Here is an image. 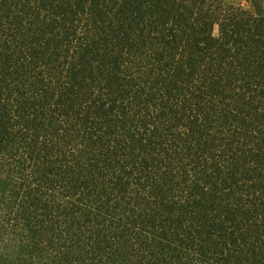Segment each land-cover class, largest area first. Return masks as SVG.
I'll list each match as a JSON object with an SVG mask.
<instances>
[{
	"label": "trees",
	"instance_id": "1",
	"mask_svg": "<svg viewBox=\"0 0 264 264\" xmlns=\"http://www.w3.org/2000/svg\"><path fill=\"white\" fill-rule=\"evenodd\" d=\"M0 264H264V0H0Z\"/></svg>",
	"mask_w": 264,
	"mask_h": 264
},
{
	"label": "rangeland",
	"instance_id": "2",
	"mask_svg": "<svg viewBox=\"0 0 264 264\" xmlns=\"http://www.w3.org/2000/svg\"><path fill=\"white\" fill-rule=\"evenodd\" d=\"M235 2L236 4H240L243 7H248L250 5V0H231Z\"/></svg>",
	"mask_w": 264,
	"mask_h": 264
}]
</instances>
